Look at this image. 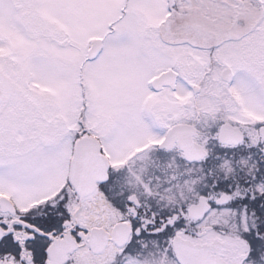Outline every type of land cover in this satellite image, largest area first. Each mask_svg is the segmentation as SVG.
I'll use <instances>...</instances> for the list:
<instances>
[{
	"label": "snow or ice",
	"instance_id": "snow-or-ice-1",
	"mask_svg": "<svg viewBox=\"0 0 264 264\" xmlns=\"http://www.w3.org/2000/svg\"><path fill=\"white\" fill-rule=\"evenodd\" d=\"M0 264H264V0H0Z\"/></svg>",
	"mask_w": 264,
	"mask_h": 264
}]
</instances>
